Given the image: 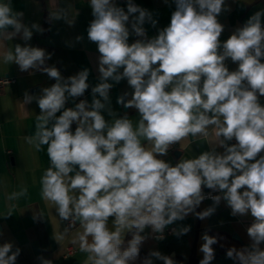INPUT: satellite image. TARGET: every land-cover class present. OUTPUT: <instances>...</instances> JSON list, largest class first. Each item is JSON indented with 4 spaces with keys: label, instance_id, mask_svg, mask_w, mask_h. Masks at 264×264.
I'll return each instance as SVG.
<instances>
[{
    "label": "clouds",
    "instance_id": "obj_1",
    "mask_svg": "<svg viewBox=\"0 0 264 264\" xmlns=\"http://www.w3.org/2000/svg\"><path fill=\"white\" fill-rule=\"evenodd\" d=\"M172 2L175 10L169 25L148 38L143 25L157 24L148 9L133 0H127L126 11L115 0H89L94 19L87 36L100 54L99 82L91 88V103L84 99L74 107L66 103L89 89V69L65 78L57 67L49 66L53 54L28 43L34 32L42 34L45 29L24 23L22 12L10 2H0L3 63H14L29 74L45 73L55 81L37 95L25 92L23 98L24 104L35 101L40 109L34 134L24 139L36 150L47 145L50 160L41 178V195L55 206L61 220L70 221V227L79 221L83 231L73 243L88 254L86 264H136L146 227L159 234L156 239H163L170 225L189 214L200 220L213 215L222 199L232 216L254 218L246 229L251 243L228 248L226 257L233 264H264V106L259 99L264 97V9L221 41L225 26L218 17L231 11L226 0ZM71 7L49 0L48 23L63 20L74 26ZM133 34L140 39L129 43ZM16 37L24 44L9 48L7 41ZM229 59L237 64L235 70H229ZM125 79L132 91L116 102L138 110L135 128L127 113L118 115L111 107L109 81ZM104 113L116 118L109 122ZM210 126L215 128V147L175 165L160 158L190 135L207 137ZM233 139L236 143L229 144ZM205 187L219 194H205ZM23 194L14 192L8 199ZM205 199L212 206L197 212ZM190 230V225L179 226L172 234L180 237ZM128 233L131 238L126 240ZM201 239L199 264H211L218 239L207 232ZM12 249L10 242L0 246V264H16L21 250ZM153 258L177 264L156 250L141 264H154Z\"/></svg>",
    "mask_w": 264,
    "mask_h": 264
},
{
    "label": "crops",
    "instance_id": "obj_2",
    "mask_svg": "<svg viewBox=\"0 0 264 264\" xmlns=\"http://www.w3.org/2000/svg\"><path fill=\"white\" fill-rule=\"evenodd\" d=\"M0 2H10L15 11L22 12L24 23L28 25L38 23L45 29L42 34L34 32L28 43L53 54L47 61L49 66L57 67L65 78L75 75L84 68L89 69L87 81L90 85L89 89L82 97L69 100L66 107H74L84 99L91 103V88L99 82L97 58L100 54L97 45L90 42L87 36V28L94 19L89 0H57L58 6L72 5L71 16L76 17L75 25L72 27L63 20L48 23L49 0H0ZM115 2L125 8V11L127 10V0H115ZM133 2L148 9L157 21L155 27L151 23L143 25L148 38L156 36L160 29L169 25L171 14L175 10L172 0H168V3H165V0H133ZM226 4L231 11L222 12L218 17L219 22L225 26L220 37L221 41L226 40L256 11L264 9V0H226ZM128 27L130 28V24ZM76 36H82L83 40L76 42ZM136 39L140 38L134 34L130 35L129 43ZM17 43L23 45L24 41L16 37L12 41H7V46L11 48ZM226 64L230 71L237 67V64L232 63L230 59ZM0 76L13 79V82L0 92V246L10 242L13 251L16 248L21 250L16 264H41L38 257L51 260L52 264H86L88 254L80 251L78 243H73L76 234L83 231L79 221L70 227L67 220L59 218L55 206L45 201L41 195V178L50 167L47 145L36 150L24 139L25 136L34 134L36 115L40 114L35 101L24 104V93L37 95L42 88L50 87L55 81L39 71H34L33 74L22 72L14 63L11 65L3 63L2 57H0ZM109 82L113 84L109 93L113 111L118 115L127 113L133 127H137L140 120L138 110L125 108L116 102L117 97L125 92L131 93L132 89L127 80L119 83L111 80ZM130 98L129 95L125 100ZM259 99L264 106V97ZM104 115L109 122L116 118L108 117L107 113ZM75 127L76 125L73 124V131ZM208 132L207 137L190 135L180 144H173L174 148L160 158L175 165L179 159H193L203 151L210 150V147H215L216 144L214 126H210ZM141 143L148 146V142L143 138ZM217 151L223 153L224 149L217 147ZM14 192L24 194L18 195L13 200L8 199ZM210 206L212 201H203L196 211H203ZM9 213L11 214L8 215ZM34 215L42 216L34 217ZM253 219L250 214L232 216L230 207L222 199L210 217L200 220L194 214H189L185 220L178 221L165 230L167 232L171 228L190 225V232L184 236L165 235L164 232L163 239H156L159 234L154 233L150 226L146 227L141 232V235L146 236L141 248L146 256L152 250L160 251L175 259L177 264H187L193 252L199 263L203 258V254L199 251L203 243L201 236L207 232L208 235L216 236L218 239V243L213 245L215 258L211 264H233V261L226 257V251L231 247L240 249L251 243L246 229ZM108 226L112 228V218H109ZM261 248L264 249V244ZM68 250L72 252L68 253ZM153 262L163 264L155 258Z\"/></svg>",
    "mask_w": 264,
    "mask_h": 264
},
{
    "label": "built area",
    "instance_id": "obj_3",
    "mask_svg": "<svg viewBox=\"0 0 264 264\" xmlns=\"http://www.w3.org/2000/svg\"><path fill=\"white\" fill-rule=\"evenodd\" d=\"M13 82V79L12 78H9V77H2L0 76V92L1 90H3L5 87L9 86L11 83ZM233 143H236V141L233 139V141H230L229 144H233ZM174 147L171 146L169 150H172ZM203 191L205 194H208V193H212V195H216L218 192H212V190L210 189H207L206 187L203 188ZM204 201H211L210 199H205ZM68 225L70 226V221H68ZM172 229L171 228L170 230H168L167 232H165V235H171L172 234ZM72 250H68V253H71Z\"/></svg>",
    "mask_w": 264,
    "mask_h": 264
},
{
    "label": "trees",
    "instance_id": "obj_4",
    "mask_svg": "<svg viewBox=\"0 0 264 264\" xmlns=\"http://www.w3.org/2000/svg\"><path fill=\"white\" fill-rule=\"evenodd\" d=\"M130 238H131V234L130 233L126 234L125 239L127 240V239H130ZM144 257H146V253L143 251L142 248H140V256H139L138 260L136 261V264H141V261L143 260ZM187 264H199L198 260L195 257L193 252H191V255L189 257V260H188Z\"/></svg>",
    "mask_w": 264,
    "mask_h": 264
}]
</instances>
